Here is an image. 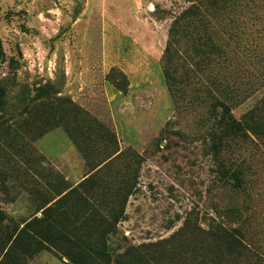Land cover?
<instances>
[{
	"label": "rangeland",
	"instance_id": "374dc122",
	"mask_svg": "<svg viewBox=\"0 0 264 264\" xmlns=\"http://www.w3.org/2000/svg\"><path fill=\"white\" fill-rule=\"evenodd\" d=\"M0 43V264H235L186 219L264 256V0H0Z\"/></svg>",
	"mask_w": 264,
	"mask_h": 264
},
{
	"label": "trees",
	"instance_id": "16d2710c",
	"mask_svg": "<svg viewBox=\"0 0 264 264\" xmlns=\"http://www.w3.org/2000/svg\"><path fill=\"white\" fill-rule=\"evenodd\" d=\"M197 4H203L207 2L215 6L221 3H226L229 0H192ZM1 43H0V54ZM77 195V194H76ZM81 197L80 195H77ZM62 201V200H61ZM79 201L84 208L93 210V208L88 204L87 200H77ZM120 207H124L120 205ZM120 209V213L122 212ZM93 223L89 227L86 234V248L96 259L100 261H109L111 260L110 255L106 251L105 246V234L109 229L113 228L114 224L117 223V218L108 219L104 216H97L96 218L91 219ZM95 225V226H94ZM93 230L97 231L96 233ZM189 233L195 237H204L206 242L208 240L212 245H208L212 253L221 249L223 253V258L228 259L230 257L232 260H236L235 264H264V256L258 253L253 249L242 237V235L236 233L234 230L222 226L220 223H214L209 225L208 229L202 228L194 222L186 219L184 226L181 228L180 234ZM26 231L21 229L17 237L24 238ZM28 237V236H27ZM30 239L35 237L29 236ZM34 240V239H33ZM170 240L159 241L156 243L141 244L138 246H133L118 256L121 261H124L125 264H153L154 260L152 257L156 253L157 249H162L163 244L169 242ZM227 257V258H226Z\"/></svg>",
	"mask_w": 264,
	"mask_h": 264
}]
</instances>
